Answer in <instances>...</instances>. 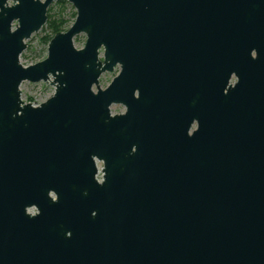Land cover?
<instances>
[{"label":"water","instance_id":"water-1","mask_svg":"<svg viewBox=\"0 0 264 264\" xmlns=\"http://www.w3.org/2000/svg\"><path fill=\"white\" fill-rule=\"evenodd\" d=\"M184 1L179 32L177 0H0V264H264V0ZM53 2L74 21L23 66Z\"/></svg>","mask_w":264,"mask_h":264},{"label":"rangeland","instance_id":"rangeland-1","mask_svg":"<svg viewBox=\"0 0 264 264\" xmlns=\"http://www.w3.org/2000/svg\"><path fill=\"white\" fill-rule=\"evenodd\" d=\"M57 2H53L49 8L52 9L50 12L52 16L58 17L60 16L62 19L66 21L65 27L62 28L59 32H64L68 29V27L72 24L74 18L73 14L76 15L75 9L68 2L63 6H59L56 4ZM48 8V9H49ZM47 9V11H48ZM52 33L44 24V26L36 33L32 34L31 37L25 41L26 48L22 52L19 61L23 66L33 65L46 57L47 53V44L46 38L51 36ZM85 41V35L80 34L76 36L73 40L74 47L76 49H80L83 47ZM119 67L117 66L112 73H103L99 78V86L101 89H104L112 80V78L118 73ZM51 80L47 83L38 82V83H29L22 82L20 89V97L24 103H30L33 106H37L42 102L46 101L49 97L53 95L54 87L50 85ZM48 85V86H47ZM110 111L112 114L123 113L124 107L121 105H112L110 107ZM98 168L101 167V164L98 163ZM100 179V174L97 177ZM32 212V211H31Z\"/></svg>","mask_w":264,"mask_h":264},{"label":"flooded vegetation","instance_id":"flooded-vegetation-1","mask_svg":"<svg viewBox=\"0 0 264 264\" xmlns=\"http://www.w3.org/2000/svg\"><path fill=\"white\" fill-rule=\"evenodd\" d=\"M177 3H178V10H179L178 29H179V32H181L182 26L180 25V20H182V15H183L182 12L184 13L185 1L184 0H177ZM177 71L180 75L182 70L180 67H178ZM190 75H194V73H190ZM211 77H212V75L210 74V78ZM232 80H234V79H232ZM191 82H192V84H190L189 82L186 83L184 80H182L179 82V88H178V93H180V92L182 93L181 96L185 100L187 112L189 114L190 123H189L188 131H187L188 137H191L193 135V133L196 132L198 129V121H197V118L195 116V112L198 111V101L202 98V95L204 94V97H205V95H207V91L205 88V86H206V80L205 79L201 80L199 82V84L196 82V79L195 80L192 79ZM210 83L212 84V81H210ZM200 85H202L204 88L201 89ZM210 94L212 96V89H210ZM204 97L202 99H204ZM116 105H120V104H116ZM124 111H125V109H124ZM100 169H101V167L98 168V170H99L98 175L100 174V176H101Z\"/></svg>","mask_w":264,"mask_h":264},{"label":"trees","instance_id":"trees-1","mask_svg":"<svg viewBox=\"0 0 264 264\" xmlns=\"http://www.w3.org/2000/svg\"><path fill=\"white\" fill-rule=\"evenodd\" d=\"M56 4L59 6H63L65 3L57 2ZM51 11H52L51 8H49L47 11V20L45 24L48 27V29L51 31L52 35L46 38L45 40L46 43H48L56 33L61 31L62 28H64L66 24V21L62 19L60 16H58L57 18L52 16L50 13ZM73 18H75V14H73Z\"/></svg>","mask_w":264,"mask_h":264}]
</instances>
